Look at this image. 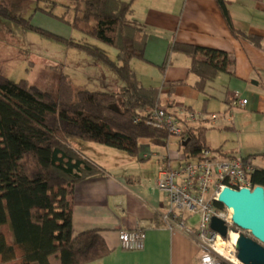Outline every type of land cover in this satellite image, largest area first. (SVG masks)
I'll list each match as a JSON object with an SVG mask.
<instances>
[{
	"label": "trees",
	"instance_id": "trees-1",
	"mask_svg": "<svg viewBox=\"0 0 264 264\" xmlns=\"http://www.w3.org/2000/svg\"><path fill=\"white\" fill-rule=\"evenodd\" d=\"M66 1L74 3L71 21L52 9H36L82 32V39L56 35L29 21H22L24 28L62 41L110 67L117 77L115 90L84 89L75 94L61 66L56 94L25 79L13 81L0 71V264H51V256L59 264H88L110 252L99 230L72 233L74 186L101 174V170L72 146L71 138L136 156L140 140L172 136L150 124L161 103L160 87L142 85L131 67L133 59L144 58L147 37L129 21L131 1ZM217 4L234 38L264 50L262 36L236 28L224 1L217 0ZM86 38L114 48L115 59ZM170 51L189 58L188 71L197 77L193 87L199 92L221 73L234 75V57L223 50L174 42ZM183 84L184 80L163 82L168 96ZM166 106L172 103L168 101ZM206 132L203 127L183 125L178 140L185 160L198 159L202 149H212ZM251 181L264 188L262 166H257Z\"/></svg>",
	"mask_w": 264,
	"mask_h": 264
},
{
	"label": "crops",
	"instance_id": "crops-1",
	"mask_svg": "<svg viewBox=\"0 0 264 264\" xmlns=\"http://www.w3.org/2000/svg\"><path fill=\"white\" fill-rule=\"evenodd\" d=\"M123 1L132 4L129 21L147 34L144 58L133 59L131 67L142 85L160 87L159 106L166 107L187 126L206 128V135L218 131L226 139L233 136L235 148L224 150L223 143L208 145L225 157L259 155L254 160L264 168V139L244 144L240 138L264 137V50L232 36L217 0ZM223 1L236 28L264 38V0ZM174 42L229 53L235 60L234 75L221 73L199 92L193 87L197 77L188 71L189 58L170 51ZM176 80H184L185 84L168 96L163 82ZM235 92L247 100L246 104H232ZM168 101L172 106H166ZM182 110L203 112L208 117L204 122H189ZM212 114L215 119H210ZM72 146L101 170V174L74 186L73 235L99 230L110 248L108 255L88 264H198L200 250L194 239L163 224L161 214L167 199L156 188L158 171L180 165L184 158L178 137L142 139L136 156L93 142ZM137 224L146 229L143 248L122 249L119 231ZM50 261L59 264L55 256Z\"/></svg>",
	"mask_w": 264,
	"mask_h": 264
},
{
	"label": "built area",
	"instance_id": "built-area-1",
	"mask_svg": "<svg viewBox=\"0 0 264 264\" xmlns=\"http://www.w3.org/2000/svg\"><path fill=\"white\" fill-rule=\"evenodd\" d=\"M246 102L237 92L234 93V106H241ZM181 113L185 114V120L189 122H204L208 117L199 111L182 110ZM152 115L150 124L166 129L172 136L180 137L184 120L164 106L156 107ZM209 117L215 119L216 115ZM200 156L195 160L183 158L177 169L166 166L158 171L156 188L167 199L165 210L161 214L162 222L167 228L179 229L194 239L200 250L198 264H205L206 257L210 258V264H243L236 257L235 242L230 238L233 233L230 210L224 208L228 212L226 213L224 209L217 208L213 201H217L218 194L224 187L236 190L244 187L252 189L254 185L251 175L258 164L252 157H225L209 148L202 149ZM194 216L198 219L192 223L189 219ZM213 216L224 220L228 228L227 236L222 237L211 228ZM145 235L146 229L141 224L132 229L120 230L119 245L124 250H141ZM218 242L232 247L236 259L222 255L217 250Z\"/></svg>",
	"mask_w": 264,
	"mask_h": 264
},
{
	"label": "rangeland",
	"instance_id": "rangeland-1",
	"mask_svg": "<svg viewBox=\"0 0 264 264\" xmlns=\"http://www.w3.org/2000/svg\"><path fill=\"white\" fill-rule=\"evenodd\" d=\"M73 6V2L66 0H0V71L3 75L13 81L25 79L43 91L56 94L60 76L58 70L61 66L75 94L84 89L95 92L114 91V79L117 77L110 67L62 41L24 28L23 22L29 21L32 25L56 35L80 40L84 37L82 32L36 9H52L54 14L63 15L71 21L74 17ZM86 40L104 47L109 57L115 59L114 48L90 38ZM240 138L244 144L264 139L258 135L255 138L247 135ZM70 142L77 145L78 142L87 141L71 138ZM206 142L209 145L223 143L224 150L236 147V139L233 136L226 139L225 135L218 131L207 134ZM178 166L172 168L177 169ZM224 211L228 213L225 209ZM197 219L198 217L194 216L189 221L194 222ZM232 232L249 234L234 225Z\"/></svg>",
	"mask_w": 264,
	"mask_h": 264
},
{
	"label": "water",
	"instance_id": "water-1",
	"mask_svg": "<svg viewBox=\"0 0 264 264\" xmlns=\"http://www.w3.org/2000/svg\"><path fill=\"white\" fill-rule=\"evenodd\" d=\"M216 200L230 210L232 224L249 233H239L236 238L237 259L243 264H264V188L259 185L237 190L224 187ZM210 226L222 237L227 236L223 219L213 216Z\"/></svg>",
	"mask_w": 264,
	"mask_h": 264
},
{
	"label": "bare ground",
	"instance_id": "bare-ground-1",
	"mask_svg": "<svg viewBox=\"0 0 264 264\" xmlns=\"http://www.w3.org/2000/svg\"><path fill=\"white\" fill-rule=\"evenodd\" d=\"M239 231V230H238ZM237 233L233 232L230 234V238L233 242H235L236 238H237ZM217 250L224 256H232L234 258V260L236 259V257H234L233 253H232V247L223 244L222 242H218L217 243Z\"/></svg>",
	"mask_w": 264,
	"mask_h": 264
},
{
	"label": "clouds",
	"instance_id": "clouds-1",
	"mask_svg": "<svg viewBox=\"0 0 264 264\" xmlns=\"http://www.w3.org/2000/svg\"><path fill=\"white\" fill-rule=\"evenodd\" d=\"M205 264H210V258H205Z\"/></svg>",
	"mask_w": 264,
	"mask_h": 264
}]
</instances>
